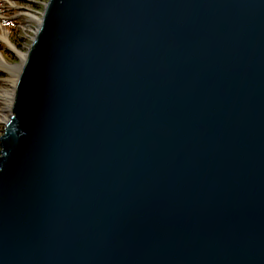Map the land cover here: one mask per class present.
Listing matches in <instances>:
<instances>
[{
	"label": "water",
	"instance_id": "water-1",
	"mask_svg": "<svg viewBox=\"0 0 264 264\" xmlns=\"http://www.w3.org/2000/svg\"><path fill=\"white\" fill-rule=\"evenodd\" d=\"M38 22L0 264H264V0H48Z\"/></svg>",
	"mask_w": 264,
	"mask_h": 264
},
{
	"label": "rangeland",
	"instance_id": "rangeland-1",
	"mask_svg": "<svg viewBox=\"0 0 264 264\" xmlns=\"http://www.w3.org/2000/svg\"><path fill=\"white\" fill-rule=\"evenodd\" d=\"M13 2L14 1H12V0H0V19L3 18L2 12H1L2 7L6 6V5L10 6V11L15 13V15H14L15 18H18V17L23 18V21H24V25L22 26V29L24 32L23 37L27 40V44L24 45V48H22V49H18L17 47H15L16 50L13 51L12 53H10V51H8V50L7 51L4 50V47H3V49L0 50V52H3L4 54H6V53L9 54L10 57H8L7 60L9 62H12V65L19 64L21 61L16 51L20 50L21 54L25 53L27 51V49L29 48V46L31 45L32 40L35 37L36 31L38 30V26H39L38 25L39 24L38 18L41 17V13L44 9V6H43L42 10H37L34 8L30 9V8L25 7L24 5L15 6V5H13ZM27 2H29V1H27ZM2 35H5L8 38V35L5 32V30L0 27V45L2 44L3 46H5L6 43L4 44V41L2 40V37H1ZM7 79H11V77L7 74V71H4L3 69L0 68V82H1L0 85H2V82H4ZM12 85H13V83H12ZM6 86L10 88V82L7 83ZM2 107H3V105L0 102V110H2ZM4 120L5 119L0 118V127H1L0 135L3 132L2 122L4 123Z\"/></svg>",
	"mask_w": 264,
	"mask_h": 264
},
{
	"label": "trees",
	"instance_id": "trees-1",
	"mask_svg": "<svg viewBox=\"0 0 264 264\" xmlns=\"http://www.w3.org/2000/svg\"><path fill=\"white\" fill-rule=\"evenodd\" d=\"M12 1H14L13 5L15 6L24 5L25 7L30 9L34 8L37 10H42L44 4L48 0H12ZM1 12L3 18L0 19V27L5 30L10 42L13 43L15 47H17L18 49L24 48V45L27 44V40L23 37L24 34L22 29V26L24 25L23 18H19V17L15 18L14 17L15 13L11 12L10 6L7 5L2 7ZM3 47L4 46L1 44L0 50L3 49ZM1 54L6 60L8 59V57H10L9 54L7 53L4 54L3 52H1Z\"/></svg>",
	"mask_w": 264,
	"mask_h": 264
},
{
	"label": "bare ground",
	"instance_id": "bare-ground-1",
	"mask_svg": "<svg viewBox=\"0 0 264 264\" xmlns=\"http://www.w3.org/2000/svg\"><path fill=\"white\" fill-rule=\"evenodd\" d=\"M39 19L40 18H38V20ZM1 37H2V40L4 41V44L6 43V45L11 47V49L14 51L16 50L15 46L13 45V43L10 42L9 38H7L5 35H2ZM16 52L19 58L21 59L20 62L22 63L25 58L24 53L21 54L20 50L19 51L17 50ZM0 68L3 69L4 71H7L11 75V79L5 80L4 82H2V85H0V102L3 105L2 110H0V118L6 120L10 114V104H11L12 97H13L12 83L15 80L13 73L17 71V68L14 65H12V62H9L6 59L4 60L1 52H0ZM9 82H10V88L6 86V84Z\"/></svg>",
	"mask_w": 264,
	"mask_h": 264
}]
</instances>
